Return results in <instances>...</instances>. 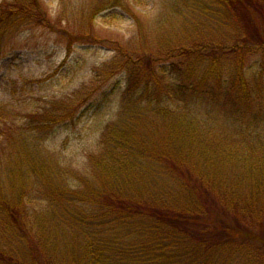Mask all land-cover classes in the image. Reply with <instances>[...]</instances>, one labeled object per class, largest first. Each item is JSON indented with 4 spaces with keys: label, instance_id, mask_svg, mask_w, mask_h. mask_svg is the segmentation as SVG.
Wrapping results in <instances>:
<instances>
[{
    "label": "trees",
    "instance_id": "1",
    "mask_svg": "<svg viewBox=\"0 0 264 264\" xmlns=\"http://www.w3.org/2000/svg\"><path fill=\"white\" fill-rule=\"evenodd\" d=\"M15 1L0 6V61L20 20L56 33L38 0ZM163 2L191 15L172 33L161 15L156 37L135 19L137 34L110 41L111 61L71 96L11 77L18 55L1 72L0 264H59L45 237L72 242L68 227L88 236L71 246L82 264H264V0ZM62 35L67 52L106 43ZM114 98L84 175L51 158L58 127L102 118Z\"/></svg>",
    "mask_w": 264,
    "mask_h": 264
},
{
    "label": "rangeland",
    "instance_id": "2",
    "mask_svg": "<svg viewBox=\"0 0 264 264\" xmlns=\"http://www.w3.org/2000/svg\"><path fill=\"white\" fill-rule=\"evenodd\" d=\"M18 1L25 5L30 2V0ZM38 1L41 9L51 21L50 24L55 27L56 33L47 27H39L36 23H31L28 17L25 20H20L26 26L20 27L18 31L16 30L10 37L6 38L2 60L0 61V74L1 72L5 74L8 71L13 56L18 55L20 59L19 71H17L18 69L11 70V77L44 79L45 92L43 95L52 98L71 96L88 85L93 79L94 71L110 62L113 56V53L109 51L110 41L125 44L137 34L135 19L143 26V29L147 28L149 33H152L154 22L162 15L163 21L167 22L165 26L171 28L172 33L173 29L180 26L184 18L186 19L191 15L188 12L176 15L173 8L169 4H165L163 0H121L120 8L114 5H100L101 2L108 0ZM14 4L18 5L15 0H0V6H14ZM100 8H104V10L92 13ZM92 14H94L93 21L90 18ZM63 31L81 35L89 32L106 43L104 45L85 41L73 43L71 44L72 50L67 52L69 40L63 37ZM154 34L155 30L153 37ZM3 63L5 67L4 65L2 67ZM116 110L117 102L114 98L110 108L102 118L91 119L92 116L88 113V118L82 119L75 126L58 127L52 139L44 142L46 152L57 163H61L63 168L84 175V171L87 169V157L96 153L100 132L114 118L113 115ZM171 184L176 187L174 183ZM124 191L122 192H129V188L127 192ZM33 206L35 207V205ZM101 223L102 220L96 224L100 226ZM121 227L127 229L126 224H122ZM70 229L68 227L71 235L76 236L72 237L74 238L72 242L70 239L66 243L61 242V237H45L46 242L43 247L50 253H57L58 251L54 257H61V260L58 261L59 264H82L84 262L72 252L71 246L78 245L80 247L79 242H81L85 247L89 242V240H85L88 236L82 237L79 230L74 228L71 231ZM84 230L86 231V229ZM140 231L141 229L138 230V228L135 231L134 241L142 246H147V248L151 247V245L146 244L150 242L151 237H144ZM123 233L127 235L126 232ZM124 238L130 237H120V239ZM62 239L65 240L64 237ZM69 241L70 244L67 245ZM131 241L130 238V240L121 243L127 246ZM171 244L172 242L166 243L167 246ZM169 250L175 251V248H169ZM80 251L83 252L81 248ZM65 253L68 254L66 257H64ZM255 256L250 257L251 264H253L252 261Z\"/></svg>",
    "mask_w": 264,
    "mask_h": 264
}]
</instances>
